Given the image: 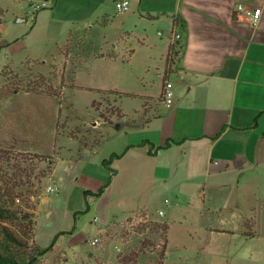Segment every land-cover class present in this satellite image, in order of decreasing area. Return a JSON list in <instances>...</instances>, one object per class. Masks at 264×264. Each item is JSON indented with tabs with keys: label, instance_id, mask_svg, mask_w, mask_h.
Here are the masks:
<instances>
[{
	"label": "rangeland",
	"instance_id": "rangeland-1",
	"mask_svg": "<svg viewBox=\"0 0 264 264\" xmlns=\"http://www.w3.org/2000/svg\"><path fill=\"white\" fill-rule=\"evenodd\" d=\"M43 1L0 0V186L14 190L15 205L28 214L27 219L0 221L27 242L13 246L29 253L65 230L32 264H264L261 237L247 241L239 234L220 235L207 240L205 254L198 255L201 244H189L190 228H200L210 216L200 212L196 185L178 187L177 175L168 181L158 178L147 161L102 163L111 147H120L116 144L130 115L146 117L154 102L148 98L140 108L139 98L99 88L142 90L144 56L140 53L133 63L101 59L123 52L124 43L117 42V48L109 43L103 27L73 30L71 22H61L53 13L56 0L38 9L36 4ZM118 24L110 27L114 35ZM178 56V47L172 46L169 62L175 63ZM148 76L157 81L156 89V69ZM8 85L21 89L1 97ZM52 92L57 96L49 95ZM39 99L46 104L44 111L51 112L50 120L46 114L39 118L40 109L30 106ZM119 107L130 115L115 116ZM105 184L101 195L85 193ZM50 185L55 190L49 191ZM242 197V209L258 205V193ZM211 218L223 221L218 213ZM165 220L170 223L166 249L171 260L161 256L167 233L160 224ZM1 223L0 239L5 241ZM95 237L97 244L91 243Z\"/></svg>",
	"mask_w": 264,
	"mask_h": 264
},
{
	"label": "crops",
	"instance_id": "crops-1",
	"mask_svg": "<svg viewBox=\"0 0 264 264\" xmlns=\"http://www.w3.org/2000/svg\"><path fill=\"white\" fill-rule=\"evenodd\" d=\"M240 3L262 8L257 25L238 10ZM36 5L41 9L49 4L44 0ZM53 13L61 22H71L73 30L103 27L109 43L115 42L116 48L117 42L124 43L123 52L101 59L133 63L140 53L144 56L142 90L99 88L139 98L140 108L148 98L154 102L146 117L133 118L120 107L122 115L115 116L130 115L128 126L116 144L120 147H111L102 163L123 153L112 163L147 161L158 178L168 181L177 175L178 187L196 185L200 212L210 216L200 228H190L189 244H201L200 256L207 240L220 235L239 234L247 241L264 238V0H130L125 11L117 10L116 0H56ZM116 21L119 28L114 35L110 27ZM173 31L181 37L174 39ZM172 46L179 49L175 63L168 59ZM152 68L156 89L157 81L148 76ZM166 80L173 82L172 103L163 98ZM250 191L259 194L258 205L242 209V196ZM217 213L223 216L221 223L211 218ZM252 215L251 235L245 233V221ZM163 223L168 225V249L170 223Z\"/></svg>",
	"mask_w": 264,
	"mask_h": 264
},
{
	"label": "trees",
	"instance_id": "trees-1",
	"mask_svg": "<svg viewBox=\"0 0 264 264\" xmlns=\"http://www.w3.org/2000/svg\"><path fill=\"white\" fill-rule=\"evenodd\" d=\"M170 56V55H169ZM169 59V57H168ZM72 86H76V84L72 83ZM21 88L19 86H6L4 88V91L1 92L3 93V95L1 97H4L5 95H11L13 93H16L20 90ZM101 91H107V90H102L99 89ZM34 93L36 94H41L40 91H34ZM118 93V92H117ZM122 93V92H119ZM49 95H56V92H52ZM35 99V98H34ZM34 104V107H38L37 109H40V114L38 115L40 118V115H47L46 118L48 120H50V115L48 113V109H46V111H44L43 107H45L44 105L45 102L42 100H32L30 101V106ZM32 107V106H31ZM24 109H29V106H26ZM32 110V108H31ZM31 113V112H30ZM115 115L117 116H121L122 115V110L119 107L117 109V111H115ZM43 118V117H42ZM45 120V119H44ZM105 121H108L107 118H104ZM110 121V120H109ZM160 147H165V146H160ZM123 153H114L112 154L109 158L105 159L103 162L105 165H111V163L113 162V160L115 158L121 157ZM52 169H50L51 171ZM17 185V184H16ZM107 184L103 185L99 190L97 191H92V190H86V193H91V194H95V195H101L105 188H106ZM15 195H14V190L11 189H6L3 188L2 186H0V221H7V220H12V219H27L28 218V214L27 213H22V211L20 210V206L15 205ZM255 222V218L254 215L248 217L245 221V226H246V230L245 233L246 234H251L252 232H250L248 229H250L251 226L254 225ZM1 223V222H0ZM161 225V230L164 231L165 233H167L168 230V225L167 223H162ZM1 233L3 235L4 240L0 239V264H32L33 261H35L38 258V255H43L46 252H48L49 250H51L54 245L56 244L58 237L67 232L65 230L60 231L55 237L54 239L47 245V246H41L36 244L34 246V249L32 252H20L18 250V248L14 247L13 244L16 246H23L26 245V240H24L21 234L17 233L15 230L11 229L9 226L6 225H2L1 223ZM24 229V228H23ZM24 233H26L25 229L23 230ZM166 241L167 238L165 240V244L163 245V248L161 250V256L165 257V251H166Z\"/></svg>",
	"mask_w": 264,
	"mask_h": 264
},
{
	"label": "built area",
	"instance_id": "built-area-1",
	"mask_svg": "<svg viewBox=\"0 0 264 264\" xmlns=\"http://www.w3.org/2000/svg\"><path fill=\"white\" fill-rule=\"evenodd\" d=\"M130 7V0H116V8L118 11H125ZM238 10L245 12V14L250 18L252 24L257 25L260 21L262 8L260 6H245L240 3L238 5ZM174 39H179L181 37V33L179 31H173ZM174 89L173 82L171 80H166L164 88H163V98L167 103H172L174 100ZM49 191L55 190V187L48 186ZM166 201H169L166 199ZM164 211L161 210V213ZM99 241V237H95L91 240V243L97 244Z\"/></svg>",
	"mask_w": 264,
	"mask_h": 264
},
{
	"label": "water",
	"instance_id": "water-1",
	"mask_svg": "<svg viewBox=\"0 0 264 264\" xmlns=\"http://www.w3.org/2000/svg\"><path fill=\"white\" fill-rule=\"evenodd\" d=\"M19 20H27L26 17H21Z\"/></svg>",
	"mask_w": 264,
	"mask_h": 264
}]
</instances>
